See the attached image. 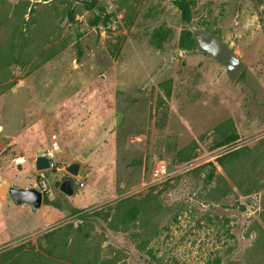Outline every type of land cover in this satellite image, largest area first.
<instances>
[{
    "label": "rangeland",
    "instance_id": "374dc122",
    "mask_svg": "<svg viewBox=\"0 0 264 264\" xmlns=\"http://www.w3.org/2000/svg\"><path fill=\"white\" fill-rule=\"evenodd\" d=\"M99 1L92 25L81 0H0V42L27 37L23 53L33 54L0 66V180L62 205L32 210L0 196V264H264V0H197L189 24L171 0ZM202 20L245 63L242 78L179 48L181 30ZM157 27L161 49L150 42ZM51 46L59 51L31 69ZM226 121L237 139L216 148L213 129ZM38 149L48 169L35 168ZM187 149L196 156L180 163ZM234 150L230 176L215 159ZM79 156L67 195L65 165ZM158 159L177 172L152 183ZM208 162L224 195L205 172H184ZM147 196L158 211L123 223L119 203ZM68 223L67 237L51 235Z\"/></svg>",
    "mask_w": 264,
    "mask_h": 264
},
{
    "label": "trees",
    "instance_id": "16d2710c",
    "mask_svg": "<svg viewBox=\"0 0 264 264\" xmlns=\"http://www.w3.org/2000/svg\"><path fill=\"white\" fill-rule=\"evenodd\" d=\"M132 1H138V0H132ZM173 5L177 7V9L180 12V19L184 24H189L192 21L193 18V11L197 4V0H171ZM83 3V6L85 9L91 10L94 14L91 20V24L95 25L97 24L103 14H104V8L102 7L99 0H81ZM32 10V8L30 9ZM74 10L70 7L66 8V13L69 19L74 18ZM107 15L104 16L106 18ZM199 26H203L205 29L212 33H217L220 36V32L218 29H211L210 23L207 20H202L199 24ZM16 34L12 33L11 37L8 38L5 42H0V66H7V64L10 61L19 62L22 64H28L30 60L32 59V52H26L23 53L25 48L30 44L27 37H23L20 42H16L14 36ZM221 37V36H220ZM167 39V32L162 27H157L154 29L150 36V42L152 45H154L157 49H161L163 47V42ZM178 46L183 51H194L195 43L192 36V31L188 27H184L179 35L178 40ZM28 49V48H27ZM33 50L37 51L36 47H33ZM59 51L58 48L55 49V47L51 46L46 49H44L42 52H40L37 55V60L35 63L32 61L31 63V69H34L36 66L44 63L45 61L49 60L52 56H54ZM245 74V68L241 72L238 78H242ZM169 93V90L167 89V94ZM215 132V141H214V147H221L224 145H228L231 142L235 141L237 139V133L234 129L233 124L231 121H226L221 125H218L214 129ZM237 154V150L230 151L224 154H221L216 157L215 162L217 166L221 167L225 172H227L230 176L231 173L228 170L227 163L231 157H234ZM196 153L194 149H187L184 152L179 153L178 161L180 163L186 162L188 163L193 158H195ZM217 166L212 163H204L202 165H199L197 167H193L190 170L184 171L188 174H193L196 176H199L201 173H206V182L210 183L212 180L216 182V189L219 191L218 196L224 195L226 193V188H230L227 184V181L225 177L221 173H217ZM206 168H210V170H207ZM182 174V173H179ZM178 174V175H179ZM168 182V181H165ZM168 185V183H165ZM76 189V187H75ZM43 203L45 204H51L53 206L62 207L57 202L51 201L48 197V195H43ZM159 209V203L153 199V197L147 196L143 199H135L133 197L128 198L121 203H119V207L116 208L117 214H121V221L123 223H126L128 219H134L137 217V215H143L145 217H148L149 213H155ZM75 211V210H74ZM76 212V211H75ZM123 214V217H122ZM72 224L68 223L66 225H63L61 229H55L57 231H54L51 235L59 233H62L64 236H68L71 232ZM52 232V231H50ZM61 234H59L60 236ZM65 239V238H64ZM67 240L61 241L60 243L63 245V247H66ZM49 252H51L49 250ZM38 252H36L37 256ZM29 264H39V260L37 258L31 259ZM207 264H215V263H207Z\"/></svg>",
    "mask_w": 264,
    "mask_h": 264
},
{
    "label": "water",
    "instance_id": "95a60500",
    "mask_svg": "<svg viewBox=\"0 0 264 264\" xmlns=\"http://www.w3.org/2000/svg\"><path fill=\"white\" fill-rule=\"evenodd\" d=\"M194 39V50L198 53L211 55L222 66L225 67L226 75L236 80L245 67L242 59L236 55L235 51L217 33H212L203 26L192 28ZM83 157L71 160L65 165V169L71 175H66L61 179L59 189L71 195L75 192L73 187V176L78 175ZM35 168L38 170L48 169L51 166L49 157L44 149H38L35 157ZM7 195L14 204L27 203L32 210L39 209L43 203V193L36 187L23 188L15 185H8L5 180H0V196Z\"/></svg>",
    "mask_w": 264,
    "mask_h": 264
},
{
    "label": "built area",
    "instance_id": "2783aa9c",
    "mask_svg": "<svg viewBox=\"0 0 264 264\" xmlns=\"http://www.w3.org/2000/svg\"><path fill=\"white\" fill-rule=\"evenodd\" d=\"M176 172L177 171L175 169L173 170L167 167L165 160L158 159L152 168L150 180L152 183L162 182L171 176H174ZM41 185H43L44 188L46 185L45 180L41 181Z\"/></svg>",
    "mask_w": 264,
    "mask_h": 264
}]
</instances>
